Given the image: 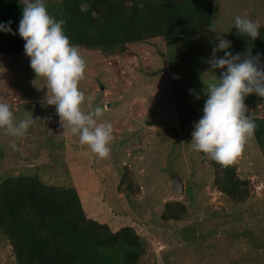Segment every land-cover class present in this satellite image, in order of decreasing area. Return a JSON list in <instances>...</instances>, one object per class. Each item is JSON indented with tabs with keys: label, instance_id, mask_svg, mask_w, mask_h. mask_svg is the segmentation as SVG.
I'll return each instance as SVG.
<instances>
[{
	"label": "rangeland",
	"instance_id": "obj_1",
	"mask_svg": "<svg viewBox=\"0 0 264 264\" xmlns=\"http://www.w3.org/2000/svg\"><path fill=\"white\" fill-rule=\"evenodd\" d=\"M11 1L24 6V0ZM58 2L46 0L50 15ZM214 3L212 28L218 33L238 32L233 23L237 15L264 28V0ZM180 39L155 37L111 54L79 47L86 63L78 85L85 95L81 110L102 106L98 122L113 125L104 158L62 128L54 106L42 103L45 81L36 77L23 52L0 54V101L9 103L17 120H35L15 140V149L10 147L14 138L0 135V181L34 175L44 184L75 189L88 218L112 232L134 230L144 249L139 264H264L263 153L251 136L233 160L236 176L246 183L245 200L233 201L219 191V172L189 143L205 97L189 94L197 85L192 79L181 91L174 87L184 80L180 73L209 77L204 61L214 34L200 35L199 45L192 40L194 55ZM244 103L250 118H264V98L249 95ZM175 176L183 193L174 189ZM173 203H181L184 211L178 220H164L173 209L166 205ZM0 264H16L3 234Z\"/></svg>",
	"mask_w": 264,
	"mask_h": 264
},
{
	"label": "trees",
	"instance_id": "obj_2",
	"mask_svg": "<svg viewBox=\"0 0 264 264\" xmlns=\"http://www.w3.org/2000/svg\"><path fill=\"white\" fill-rule=\"evenodd\" d=\"M51 7L56 10L51 16L64 20L70 43L107 54L123 52L129 43L163 37L188 42L194 55L193 41L203 42L200 35L210 33L216 14L214 0H59ZM21 9L15 1L0 0V22L12 21L13 32L0 33V54L23 52L24 42L15 34ZM224 38L231 42L232 53L243 54L252 46L253 55L264 54L263 27L253 42L238 32ZM180 74L184 80L175 83L177 91L192 79L200 93L201 79H209L198 72ZM251 119L257 126L253 137L264 157V118ZM209 164L219 172L215 185L220 192L236 202L247 198L246 183L236 176L233 161L226 167L210 159ZM166 206L173 209L164 220H178L184 211L181 203ZM0 234L8 240L16 264H139L144 252L131 227L112 232L85 215L75 189L44 184L34 175L0 181Z\"/></svg>",
	"mask_w": 264,
	"mask_h": 264
},
{
	"label": "clouds",
	"instance_id": "obj_3",
	"mask_svg": "<svg viewBox=\"0 0 264 264\" xmlns=\"http://www.w3.org/2000/svg\"><path fill=\"white\" fill-rule=\"evenodd\" d=\"M233 23L238 33L252 42L260 37L258 21L237 15ZM11 24L10 20L0 22V33L13 34ZM63 25L64 20L48 13L46 0H24L15 34L24 42L23 54L30 69L45 81L42 103L54 106L62 128L78 136L79 143L98 158H104L110 152L113 125L108 121L98 122L104 113L102 106L87 112L81 110L85 95L78 85L84 77L86 63L79 46L70 43ZM209 31L214 34V40L210 41L214 46L204 61L208 65L204 73L209 74V79H201L200 93L189 89L195 99L205 97L189 143L194 151L226 167L240 154L257 127L247 115L244 100L249 95L264 98V54L253 55L252 46L243 54L232 53L228 50L231 42L224 35L214 28ZM218 52L223 55L218 56ZM34 121L32 116L17 120L9 103L0 101V135L14 138L10 143L12 149L17 146L15 140L23 138Z\"/></svg>",
	"mask_w": 264,
	"mask_h": 264
},
{
	"label": "water",
	"instance_id": "obj_4",
	"mask_svg": "<svg viewBox=\"0 0 264 264\" xmlns=\"http://www.w3.org/2000/svg\"><path fill=\"white\" fill-rule=\"evenodd\" d=\"M174 189L179 193H183V183L179 180L177 176L172 178Z\"/></svg>",
	"mask_w": 264,
	"mask_h": 264
}]
</instances>
